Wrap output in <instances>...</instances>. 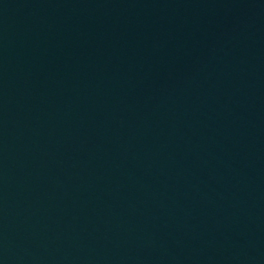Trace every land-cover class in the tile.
I'll use <instances>...</instances> for the list:
<instances>
[{"label":"water","instance_id":"obj_1","mask_svg":"<svg viewBox=\"0 0 264 264\" xmlns=\"http://www.w3.org/2000/svg\"><path fill=\"white\" fill-rule=\"evenodd\" d=\"M0 264H264V0H0Z\"/></svg>","mask_w":264,"mask_h":264}]
</instances>
